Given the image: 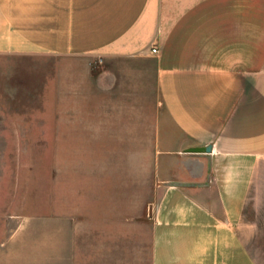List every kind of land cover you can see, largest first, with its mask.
<instances>
[{"label": "crops", "instance_id": "1", "mask_svg": "<svg viewBox=\"0 0 264 264\" xmlns=\"http://www.w3.org/2000/svg\"><path fill=\"white\" fill-rule=\"evenodd\" d=\"M0 57V98L28 100L0 113H42L50 77L53 145L135 147L144 114L151 204L0 219V264H264V0H0ZM96 183L74 187L84 215L122 210Z\"/></svg>", "mask_w": 264, "mask_h": 264}, {"label": "rangeland", "instance_id": "2", "mask_svg": "<svg viewBox=\"0 0 264 264\" xmlns=\"http://www.w3.org/2000/svg\"><path fill=\"white\" fill-rule=\"evenodd\" d=\"M5 64L0 62V68H6ZM13 67L20 68V65ZM12 75L17 76L16 73ZM42 80L43 97L36 99L44 109L42 113H0V219L83 216L148 218L151 204L146 201L149 146L147 131L143 128L145 115L139 114V139L135 147L126 143L130 142V130L125 129L117 130L118 137L111 139L109 135L113 131H107L108 141H117L116 144L84 147L53 145L50 139V77H42ZM37 84L39 87L40 84ZM5 96V100L0 98V105L13 106L19 101V105H23L28 101L25 98H9L7 93ZM74 116L82 117L83 114ZM119 119L123 123L129 121L127 115L113 114L107 122L108 126L118 123ZM85 149L89 154L85 162L74 161V155L82 154ZM89 176L97 181L96 189L99 185L105 190L112 183L118 184L122 210L93 209L84 215L82 201L77 199L74 187L82 186L84 177ZM131 176L137 179L135 185L130 184ZM9 228L12 226L0 224V234L7 233ZM126 228L124 226V230Z\"/></svg>", "mask_w": 264, "mask_h": 264}, {"label": "water", "instance_id": "3", "mask_svg": "<svg viewBox=\"0 0 264 264\" xmlns=\"http://www.w3.org/2000/svg\"><path fill=\"white\" fill-rule=\"evenodd\" d=\"M189 150H209V145L192 146V147H189Z\"/></svg>", "mask_w": 264, "mask_h": 264}, {"label": "built area", "instance_id": "4", "mask_svg": "<svg viewBox=\"0 0 264 264\" xmlns=\"http://www.w3.org/2000/svg\"><path fill=\"white\" fill-rule=\"evenodd\" d=\"M150 49H151L152 51H154V50H155V47H154V46H151Z\"/></svg>", "mask_w": 264, "mask_h": 264}]
</instances>
